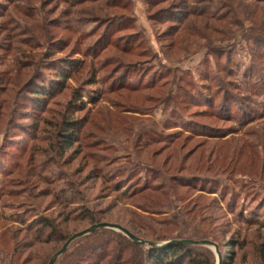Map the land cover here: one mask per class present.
<instances>
[{"label":"rangeland","instance_id":"obj_1","mask_svg":"<svg viewBox=\"0 0 264 264\" xmlns=\"http://www.w3.org/2000/svg\"><path fill=\"white\" fill-rule=\"evenodd\" d=\"M251 4L0 0V229L19 264L132 221L161 237L147 241L208 237L192 250L213 264H264V4ZM123 240L99 229L56 264H98Z\"/></svg>","mask_w":264,"mask_h":264},{"label":"trees","instance_id":"obj_2","mask_svg":"<svg viewBox=\"0 0 264 264\" xmlns=\"http://www.w3.org/2000/svg\"><path fill=\"white\" fill-rule=\"evenodd\" d=\"M251 1H252V4L250 5L249 8L246 9L247 12L258 10V5L264 4V0H251ZM63 78H59L58 80L63 81L64 80ZM32 94H33L32 96H34L35 98L39 100H45L46 97L48 96V93L46 91H41V90L34 91ZM71 129L72 128H67L66 131H70ZM67 143H71V142L68 141ZM150 191L153 194H155L153 195L154 199L156 200L160 199V197H156V194H158L157 190L155 191V189H152ZM133 219L135 221V218ZM45 225L47 224L46 223L41 224L40 228H42ZM163 225H165L164 226L165 229L168 227V223L167 225L166 224H163ZM163 225H161L162 228H163ZM130 226H132V228H129V227L127 228L126 226L125 227L129 230L130 229L132 230L133 228L137 227L133 221ZM139 228H141L139 230L142 232L136 233V235L144 239H151V238L156 239V240L161 239L159 234H157L156 232H152L150 230L151 229L150 226L145 225ZM10 230H11V227H7L4 225L0 229V264H19L18 255H17L16 250L8 249V245L10 244H12L15 248L18 247L15 234L11 232ZM143 232H148L149 235L148 234L143 235ZM70 237H64L62 239H58V241L63 242L62 245H64L65 242ZM183 238L184 237H175V239H178V240H184ZM185 238H191L192 240H197V239L207 240L208 239V237L206 236L203 237V236H198V235H194L192 237L186 236ZM115 243L116 245H114V247H112L111 249L109 248L106 250L103 247H99V249L96 250L97 252H100L99 257H97V259H99L98 260L99 263L97 262L98 264H213V261L209 255L205 253L197 252L196 250H192V248H194L195 246L175 245V246H170V247H165V248H150L147 253V260H144L142 246L137 245L130 240H129V243L125 246H124L125 240H123V242L116 241ZM227 246H229L230 248L233 247L232 244H229ZM126 254H128V256ZM229 258H232V256ZM65 260L69 264H75V261H76L75 258L71 259V256L66 257Z\"/></svg>","mask_w":264,"mask_h":264},{"label":"water","instance_id":"obj_3","mask_svg":"<svg viewBox=\"0 0 264 264\" xmlns=\"http://www.w3.org/2000/svg\"><path fill=\"white\" fill-rule=\"evenodd\" d=\"M99 229H109L118 231L122 234H124L130 241L133 243L143 246L145 248H165L175 245H185V246H195V247H216L214 243H212L209 240H192V239H184V240H168L165 242H156V241H147L144 239H141L140 237L134 235L131 233L128 229L125 227L119 225V224H111V223H100L91 226L90 228H87L83 231H80L74 235H72L65 244L52 256L48 264H56L58 260L67 253L70 246L78 239L83 238L91 233H94L95 231ZM218 264H223L222 258H219Z\"/></svg>","mask_w":264,"mask_h":264}]
</instances>
